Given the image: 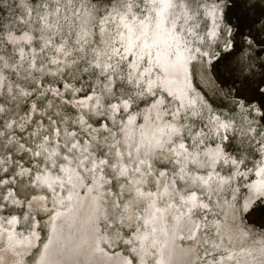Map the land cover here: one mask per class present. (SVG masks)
<instances>
[{"label":"snow or ice","instance_id":"obj_1","mask_svg":"<svg viewBox=\"0 0 264 264\" xmlns=\"http://www.w3.org/2000/svg\"><path fill=\"white\" fill-rule=\"evenodd\" d=\"M84 203L62 264H168L177 234L184 264H264V0H0L11 264H61Z\"/></svg>","mask_w":264,"mask_h":264},{"label":"bare ground","instance_id":"obj_2","mask_svg":"<svg viewBox=\"0 0 264 264\" xmlns=\"http://www.w3.org/2000/svg\"><path fill=\"white\" fill-rule=\"evenodd\" d=\"M143 123V121H142ZM262 179V177L255 176V178L251 181H258ZM250 182V183H251ZM81 196H83V193H81ZM90 213V208L87 203H84L79 206V208L75 209L70 216H68L66 219L61 220L58 222L57 228L62 229V231L59 233L60 239L59 243L55 248H52L50 246L49 249V256L53 261L62 262L64 259L68 256V250L70 247V242L73 241L76 237L79 236L81 231H84L87 229L88 224V217ZM100 235H107L106 232L101 231ZM161 243H164L165 238L163 236L160 237ZM36 242L33 241V244ZM186 244L181 242L180 234H177L174 240L169 239V242L165 245L166 251L164 252L163 258L168 262V264H184L185 260L187 259V256L182 251L186 248V246H181L178 244ZM42 247V245H41ZM101 248H104L105 252L108 254L105 257H99L97 255V259H103L105 264H110V261L114 260L116 257L115 254H119L120 256L123 255L120 251H109L104 247V244L101 243ZM27 249V247L23 248ZM115 250V249H114ZM39 253L35 255V258H38ZM77 259H85V257H77Z\"/></svg>","mask_w":264,"mask_h":264},{"label":"rangeland","instance_id":"obj_3","mask_svg":"<svg viewBox=\"0 0 264 264\" xmlns=\"http://www.w3.org/2000/svg\"><path fill=\"white\" fill-rule=\"evenodd\" d=\"M193 87H196L197 90H199L200 88H203V89H209L210 88V85L208 84H205L202 80L200 79H194L193 81ZM141 107H144V105H141ZM140 123H142V121H140ZM251 166V165H250ZM255 174H253L251 176V179L248 181V183H250L254 178H255ZM261 210L264 211V206H261ZM260 218V212H255L253 213L252 217L249 219L246 218V222L250 224H252L253 221H256ZM101 226H102V222H101ZM259 224L256 225V230H259ZM16 231L19 233L21 230L19 228L16 229ZM25 235H27V232L24 233ZM41 235L43 236L44 233L42 232ZM182 243H185V241L181 240ZM181 246H187V242L186 244H180L178 243ZM105 247V245H104ZM107 250H109L110 252L113 251H120L123 255H127V252L124 251L123 249V246H119V247H116L114 249H109L107 247H105ZM21 251H27V249H23L21 248L20 249ZM37 254V253H36ZM14 256H13V253L11 252L10 249H8L5 245V234L3 232H0V264H11V261L13 260ZM35 256H33V260H34Z\"/></svg>","mask_w":264,"mask_h":264}]
</instances>
